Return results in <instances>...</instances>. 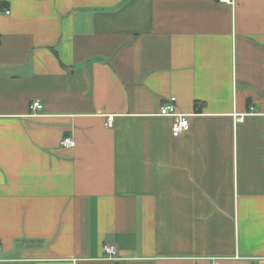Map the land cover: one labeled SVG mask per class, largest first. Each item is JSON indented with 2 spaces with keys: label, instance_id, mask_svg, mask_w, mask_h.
Segmentation results:
<instances>
[{
  "label": "crops",
  "instance_id": "crops-1",
  "mask_svg": "<svg viewBox=\"0 0 264 264\" xmlns=\"http://www.w3.org/2000/svg\"><path fill=\"white\" fill-rule=\"evenodd\" d=\"M0 264H264V0H0Z\"/></svg>",
  "mask_w": 264,
  "mask_h": 264
},
{
  "label": "built area",
  "instance_id": "built-area-1",
  "mask_svg": "<svg viewBox=\"0 0 264 264\" xmlns=\"http://www.w3.org/2000/svg\"><path fill=\"white\" fill-rule=\"evenodd\" d=\"M221 2L234 3V0H219ZM5 13H9L8 8H4ZM31 110H40L43 108V104L39 100H35L30 105ZM159 115L169 116L172 118L171 122V133L173 136H178L186 132L189 128V119L188 116L184 113L178 112L176 108V98L175 96L168 97L164 103L159 106L158 109ZM105 125H112V118H108L105 122ZM75 140L71 137H64L60 144L63 147H72L75 145ZM102 250L107 256L113 257L116 254L115 247L111 244H104Z\"/></svg>",
  "mask_w": 264,
  "mask_h": 264
},
{
  "label": "trees",
  "instance_id": "trees-1",
  "mask_svg": "<svg viewBox=\"0 0 264 264\" xmlns=\"http://www.w3.org/2000/svg\"><path fill=\"white\" fill-rule=\"evenodd\" d=\"M195 104H196V102H195ZM198 109V108H197Z\"/></svg>",
  "mask_w": 264,
  "mask_h": 264
}]
</instances>
